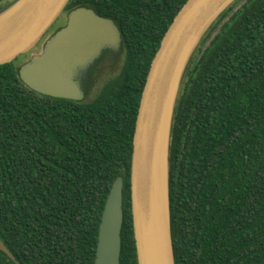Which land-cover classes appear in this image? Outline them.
<instances>
[{
    "label": "trees",
    "instance_id": "1",
    "mask_svg": "<svg viewBox=\"0 0 264 264\" xmlns=\"http://www.w3.org/2000/svg\"><path fill=\"white\" fill-rule=\"evenodd\" d=\"M186 1L70 0L65 17L91 7L122 32L121 68L92 98L28 87L18 63L32 50L0 64V237L17 260L0 250V264H95L119 178L120 264H139L136 121L153 58ZM10 4L0 0V12ZM170 200L176 264H264V0L230 5L189 63L172 127Z\"/></svg>",
    "mask_w": 264,
    "mask_h": 264
},
{
    "label": "water",
    "instance_id": "2",
    "mask_svg": "<svg viewBox=\"0 0 264 264\" xmlns=\"http://www.w3.org/2000/svg\"><path fill=\"white\" fill-rule=\"evenodd\" d=\"M236 0H187L157 50L143 89L134 134L131 190L139 264H176L171 222L170 146L182 82L201 40ZM70 0H17L0 12V64L33 50ZM42 50L20 64L19 76L43 95L83 100L88 75L104 51L123 49L116 22L81 6ZM123 179L113 184L100 224L95 264H120ZM0 250L16 261L0 237Z\"/></svg>",
    "mask_w": 264,
    "mask_h": 264
},
{
    "label": "flooded vegetation",
    "instance_id": "3",
    "mask_svg": "<svg viewBox=\"0 0 264 264\" xmlns=\"http://www.w3.org/2000/svg\"><path fill=\"white\" fill-rule=\"evenodd\" d=\"M68 13H66V17H65L66 19H65V22L63 23L64 26L66 25V23L68 21V16H67ZM63 24H62V27H63ZM53 33H55V31L52 32V34ZM122 51H123V49H122ZM122 51H120L118 54H115L109 50H106L103 52V54L98 59L96 64L91 68V71L88 75V82H87V88H86V98H90L93 90L95 89V86L97 85L98 81L101 80V78H104L105 76H107L109 74L110 75L108 76V78H110L117 73V72L115 74L113 73V75H112V73H111L112 69L111 68L119 67L118 68V71H119V69L121 68V65L123 63ZM119 60H121V62H119ZM108 78H106L105 81Z\"/></svg>",
    "mask_w": 264,
    "mask_h": 264
},
{
    "label": "rangeland",
    "instance_id": "4",
    "mask_svg": "<svg viewBox=\"0 0 264 264\" xmlns=\"http://www.w3.org/2000/svg\"><path fill=\"white\" fill-rule=\"evenodd\" d=\"M15 1H17V0H3V2H5V3H11V4H13ZM10 4V5H11ZM9 5V6H10ZM8 6V7H9ZM61 16H62V18H61ZM61 19H65V16L63 15V14H61L60 15V17L56 20V22L52 25V27L50 28V29H52L53 28V26L55 27H57V26H60L61 24H63L64 22H65V20H62L61 21ZM63 26H64V24H63ZM53 31V30H52ZM52 31L51 32H48L46 35H45V37L41 40V42H39V44H37V46L29 53V55H26V56H22L20 59V61H19V65L21 64V63H23L24 61H26L27 59H29L33 54H35V53H38V52H40L41 50H42V47H43V45H44V42L46 41V39L52 34ZM119 62H121V60H119ZM118 62V63H119ZM121 64V63H120ZM118 68L119 67H116V68H111L112 69V75H113V73L115 74L116 72H118ZM110 75V74H109ZM109 75H107V76H105L104 78H101V80H99L98 81V83H97V85L95 86V89L93 90V92H92V94H91V96H90V98H92V97H94L95 96V94L98 92V89L100 88V86L103 84V82H105V79L106 78H108V76Z\"/></svg>",
    "mask_w": 264,
    "mask_h": 264
}]
</instances>
